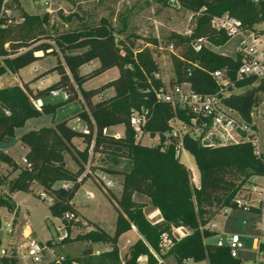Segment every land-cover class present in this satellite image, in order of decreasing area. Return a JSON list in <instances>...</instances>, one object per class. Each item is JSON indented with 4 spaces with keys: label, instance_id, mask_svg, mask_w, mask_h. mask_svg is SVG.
Returning a JSON list of instances; mask_svg holds the SVG:
<instances>
[{
    "label": "trees",
    "instance_id": "16d2710c",
    "mask_svg": "<svg viewBox=\"0 0 264 264\" xmlns=\"http://www.w3.org/2000/svg\"><path fill=\"white\" fill-rule=\"evenodd\" d=\"M157 1L163 6L191 11L196 16L190 35L176 31L169 33V43L178 49L177 54L171 53L173 76L170 83L188 82L192 90L200 94L215 91L216 82L211 75L214 70L227 67L230 75L234 76L239 64L231 56L205 46L199 51L193 49L192 41L201 37L207 38L213 46H222L231 38L224 31L211 26L212 17L228 13L239 19L245 29H252L255 24L264 22V0ZM4 9L20 10V4L18 0L5 4L0 0V57L4 62L0 63V76L7 69L18 72L36 62L40 59L36 55L39 51L60 54L62 57L53 66L59 78L52 84L36 90L27 83L23 87L0 88V143L14 137L16 128L22 127L28 119L53 115L52 125L41 126L21 135V143L28 148L24 167L0 148V167L6 164L11 168L7 174L0 172V185L8 187L6 197H0V206L13 210L11 194L27 192L37 182L51 198L50 213L59 217L66 229L67 236L61 243L73 240L88 242L80 257L65 256L62 263H51L138 264L140 258L145 256L148 264H156L155 254L162 252L159 246L162 233L173 226H184L190 233L175 241L168 251L178 263L183 264L188 259L195 262L208 259L210 264H245L240 258L233 257L227 247L218 246L215 242L205 243V236H211L205 231V226L224 206L230 204L248 177L264 171V163L256 158L248 142L210 147L185 135L183 147L193 155L199 171V186L191 183L190 170L176 152L175 145L179 139L174 138L170 145H164L165 134L171 131L170 119L175 115L184 118L185 115L155 98L153 89L161 86L163 81L156 77L159 68L149 45L155 47L158 41L149 39L147 45L140 48L136 39L118 40L115 29L107 19H102L99 24L61 32L51 39L45 27L48 15L40 18L23 12L22 20L16 21ZM94 60L99 61L97 67L87 73L80 72L82 66ZM113 67L119 71L116 78L99 87H83L85 82ZM108 88L114 89L113 95L94 100L95 96ZM261 88L248 89L244 94L227 99V103L248 117L256 93ZM53 89L67 90L69 99L56 103L46 101ZM38 98L43 100L40 109L32 102ZM79 98L83 104L74 115L86 124L88 132L69 125L68 119L55 120L61 106ZM133 110H148L144 132L151 136L159 134L160 142L143 145L141 140L135 139L130 120ZM119 124L124 125L123 135L105 132L106 128ZM75 138L85 143L83 149L73 142ZM66 154L76 165V170L67 166ZM90 154H99L104 161H108L102 167L104 172L123 178L121 195L107 196L117 213L115 229L111 234L91 221L92 231L71 238V228L80 217L72 200L90 177L85 173ZM123 161H126L124 166ZM16 171L17 175L12 177ZM59 182L70 185H57ZM135 194L150 199L151 204L160 211V222L148 219L144 204L134 200ZM66 214L74 217L67 218ZM134 226L141 237L128 247L123 261L119 257L118 241ZM1 229L0 215V234ZM98 241L109 244L110 250L95 255L93 243ZM47 243L50 244L49 241ZM0 264H19V261L15 254H3ZM258 264H264V248Z\"/></svg>",
    "mask_w": 264,
    "mask_h": 264
},
{
    "label": "rangeland",
    "instance_id": "374dc122",
    "mask_svg": "<svg viewBox=\"0 0 264 264\" xmlns=\"http://www.w3.org/2000/svg\"><path fill=\"white\" fill-rule=\"evenodd\" d=\"M18 2L20 4V10H11L9 16L19 21L22 20L21 15L23 12L40 18L48 15L49 19L45 27L51 39L61 32L99 24L102 19H107L110 22L115 29L116 39L118 40L126 38L136 39L137 46L141 48L147 45L149 39H156L158 45L155 47L153 45L149 46L153 50L159 68L158 73L165 82H169L173 76L171 52L168 48L169 33L171 31L179 33L187 32L192 28L196 19V16L191 11L178 9L170 5L163 6V4L157 0H51V4L48 8L37 4L35 0H18ZM254 27L264 32V22L255 24ZM237 42L238 36H233L226 44L222 46L209 45V48L215 52L232 57L236 53ZM51 43L53 42L51 41ZM36 55L40 57L39 62H34L21 69L23 78L25 80H30L29 83L32 87L44 85L46 79L49 81L56 79L58 74L56 71H53V66L57 64L58 58H62L60 54L54 55L52 52L44 53L43 51H39ZM0 61L2 64L4 63L1 57ZM33 67L37 68L36 72L32 71ZM92 67V64L88 63V65H84L80 68V72L87 73ZM117 75L118 68L113 67L85 82L83 87L87 89L99 87L115 78ZM16 76V72L7 69L0 76V85L2 88L14 87L17 85L23 87L24 79L20 75L19 82ZM186 87L185 85L184 88ZM114 92L113 88H108L105 91L109 96L113 95ZM97 99H99V96L94 97V100ZM45 100L54 103L64 101L61 96L52 97L51 94L46 97ZM82 104L83 101L81 98L64 104L57 110L55 120L68 119L69 125L83 129L86 124L74 115L77 108ZM52 121L53 115L51 114L30 118L22 127L16 128L15 136L10 138L9 142H2L0 145L3 148H9L12 156L20 159L23 150L18 139L19 135L29 129H33L34 126L50 125ZM177 126L178 123L174 121V127ZM123 128V124L114 125L106 128L105 132L116 135L122 133ZM75 141L78 147L82 149L85 147V143L82 139L75 138ZM158 141L159 139L157 136L151 138L150 136L144 135L141 143L143 145H155ZM102 157L103 156L99 154H90L89 161L86 163V170L89 169L92 173L89 174L90 177L81 185L73 198L75 207L88 219L85 221V218H78L75 221V225L70 231V235L74 238L92 231L94 228L91 221L100 225L107 232L111 234L114 233L117 213L107 196H112V194L116 196L121 195V178L120 176L110 174V178L114 185L111 190L103 189L98 183L97 178L104 172L102 167H105L108 161H104L105 159H102ZM180 161L190 170L191 183L194 186L198 184L199 173L195 159L184 147H182L180 151ZM69 165L74 169L76 168V165L71 159H69ZM122 165H126V161H123ZM193 174L197 175L198 180H196ZM27 192L28 193L21 194L24 195L21 198L22 212L19 217V221L22 222V228H25L26 225L30 226L32 229L30 234L38 241L47 242L49 240L50 246L56 250L58 255L63 254L67 257H80L86 242L82 240H73L62 246L61 237L66 229L61 219L52 216L50 213L49 205L51 204V198L45 194L42 186L36 182L33 184L32 189ZM88 193H92L93 196L91 198L88 197ZM134 200L144 204L143 209L147 215L155 209L150 199L143 195L136 194ZM0 211L2 213L0 250L5 247L10 251L13 247L26 263L52 264L49 262L50 257L48 255H45L43 261L40 263L33 262V260L25 255L27 253L25 234L19 230L17 231L16 228L13 229V232L7 231L5 227L8 226L7 224L11 221L13 214L4 207H1ZM244 220H248V224L245 225ZM252 220L253 217L250 214L240 210H231L228 214L220 211L211 221L217 225L216 232L205 229L211 236H205L204 242H217L220 238L226 239L228 235L231 236L234 232L244 235L243 241L246 249L240 252V257L244 259L247 264H253L255 254L251 249L253 247V236L256 234V230L249 226V222L251 223ZM171 229L167 232H171ZM128 239L131 243L127 242ZM134 242L133 233H124L120 236L118 241L119 257L123 261L126 259L128 247ZM110 247L109 244L99 241L93 243L95 255L109 251ZM168 251L162 250L160 254H155L156 264H180ZM258 260H260V256ZM138 264L148 263L146 261L140 262L139 260ZM183 264L210 263L208 259L201 262L188 259L185 260Z\"/></svg>",
    "mask_w": 264,
    "mask_h": 264
},
{
    "label": "built area",
    "instance_id": "2783aa9c",
    "mask_svg": "<svg viewBox=\"0 0 264 264\" xmlns=\"http://www.w3.org/2000/svg\"><path fill=\"white\" fill-rule=\"evenodd\" d=\"M7 1L10 0H3V4ZM35 1L46 8L51 4V0ZM4 11L9 15L11 9H4ZM211 26L218 31H224L230 37L238 36L236 53L232 56L238 61V67L235 69L234 76L230 75L227 67L214 70L211 75L216 82V89L208 94L194 92L188 82L171 84L170 81L162 80L163 84L153 89L158 102L168 103L185 115L184 118L175 115L170 119L171 131L165 134L164 145H170L174 138L179 139L175 146L176 152L180 154L183 147V136L185 135L191 136L201 144L210 147L248 142L252 145L256 158L264 163V32L255 27L245 29L239 19L230 16L228 13L213 16ZM182 34L190 35L191 29ZM209 45L212 44L205 37L192 41V47L196 51H199L203 46L209 48ZM168 48L171 53H178V49L173 43H169ZM32 71L36 72L37 68L33 67ZM190 73L191 71H189ZM156 77L161 78L159 73H156ZM185 85L186 88H184ZM259 86L262 88L256 93L248 117L227 103V99L244 94L248 89H255ZM0 88H2L1 85ZM50 94L52 97L61 96L63 100L70 97L65 89H53ZM98 96L101 99L107 95L101 93ZM32 102L38 109L43 104L41 98L34 99ZM147 113L148 110H133L131 113V126L136 140H142L144 135L153 138L149 133L144 132V125L148 119ZM174 121L178 123L177 127H174ZM83 130L88 132L87 127ZM154 136H157L158 142H160L159 134ZM85 173L91 174L92 172L88 169ZM82 177L83 175L79 180ZM97 181L103 189H110L114 185L110 174L106 172H102ZM69 185L70 183H65L63 186ZM195 186L199 185L195 184ZM92 196L91 193H88V197L91 198ZM231 210H240L253 217L249 226L256 230V234L253 236L251 251L255 254L253 264H258L259 256H261L264 248V171L248 177L230 204L224 206L220 211L228 214ZM66 217L73 218L74 216L66 214ZM244 224H248V220H244ZM7 227L5 229L12 232L11 225L9 224ZM205 228L216 232L217 225L210 221ZM189 233V229L184 226H173L171 232L162 233L159 246L162 250L168 251L173 247L175 241ZM66 236L67 233L64 232L61 240ZM243 237L245 236L234 232L231 236L228 235L226 239L220 238L216 244L227 247L233 257L240 258L247 264L240 257V252L246 249ZM26 247L27 256L35 263L42 262L45 255L50 257L49 262L62 263L65 259V255H58L50 244L38 241L32 236L28 237ZM1 252L5 254L4 250Z\"/></svg>",
    "mask_w": 264,
    "mask_h": 264
},
{
    "label": "crops",
    "instance_id": "0c3cea01",
    "mask_svg": "<svg viewBox=\"0 0 264 264\" xmlns=\"http://www.w3.org/2000/svg\"><path fill=\"white\" fill-rule=\"evenodd\" d=\"M36 62H39V60H37ZM91 64H92V69L93 68H95V67H97L98 65H99V61L98 60H94V61H91L90 62ZM86 65H88V64H86ZM118 74H119V71H118ZM16 78H18V81L20 82V78H19V76L21 75L22 76V74H21V70H19L18 72H16ZM118 76V75H117ZM116 76V77H117ZM115 77V78H116ZM22 78H23V76H22ZM58 78H59V75L57 76V78L56 79H54V80H51V81H49V80H47L46 79V82L44 83V85H42V86H38V87H36V86H34V87H36L35 89H33L34 87H32V85H30V80H25L24 78V80H23V84H25V83H27L28 84V86L31 88V89H33V90H36V89H41V88H44V87H46V86H48V85H50V84H52L53 82H55V81H57L58 80ZM114 79V78H113ZM112 80V79H111ZM110 81V80H109ZM85 89H87V88H85ZM105 93V92H104ZM106 94V93H105ZM107 95V94H106ZM107 96H109V95H107ZM53 124V121H52V123L50 124V125H52ZM50 125H41V126H50ZM41 126H34V128L33 129H37V128H39V127H41ZM74 128H76L75 126H73ZM86 127V125L83 127V129ZM123 127H124V125H123ZM77 129H80L79 127H77ZM82 129V130H83ZM29 130H32V129H29ZM28 130V131H29ZM15 132H16V130H15ZM27 132V131H26ZM25 133V132H24ZM124 134V128H123V131H122V133H118V134H116V135H119V136H121V135H123ZM22 135V134H21ZM21 135H19V137H18V139H19V141H20V137H21ZM10 140V139H9ZM9 140H7V141H5V142H9ZM73 142L76 144V141H75V139H73ZM20 143H21V141H20ZM1 144V143H0ZM21 145H22V150H23V154H22V156H21V158L20 159H18V158H14L13 156H12V154H11V152H10V150H9V148H3V147H1V145H0V148L2 149V150H4L5 152H8V154H10L16 161H17V163L20 165V166H22V167H24L25 166V155H26V153H27V150H28V148L25 146V145H23L22 143H21ZM77 145V144H76ZM78 147V146H77ZM80 149H82L81 147H79ZM69 159H71L70 158V156L68 155V154H66L65 155V160H66V163H67V166L70 168V169H72V170H76V168L74 169L73 167H71L70 165H69ZM72 160V159H71ZM74 163V162H73ZM11 170V168H10V166H8V165H6V164H2L1 165V167H0V172L2 173V174H7L9 171ZM17 173H18V171H16V172H13V174H12V177H15L16 175H17ZM198 173H199V171H198ZM195 177H196V180H198L199 179V177H198V179H197V175H195V174H193ZM120 178H121V180H120V183H121V189H122V180H123V178H122V176H120ZM34 183H36V182H34ZM33 183V184H34ZM33 184L31 185V187H30V189H32V186H33ZM57 185H65V183H63V182H59V183H57ZM198 185H199V183H198ZM198 187V186H197ZM43 188V187H42ZM110 190H111V188H110ZM24 193H28V192H22V191H16V192H14V193H12L11 194V203L14 205V209H13V211L12 210H10V209H8L7 207H4V206H0V208L1 207H4V208H7L9 211H11L12 212V214H13V216H12V218H11V221H9L8 222V224L7 225H11V229H12V232H13V229H17V231L19 230V231H21L22 233H24L25 235V238H26V246H27V241H28V237L29 236H32V234H30L31 232H32V229L30 228V226H28V225H26L25 226V228H22V222L21 221H19V217H20V215H21V198H22V196H24V195H21V194H24ZM8 194V187L6 186V185H0V197H6V195ZM92 194V193H91ZM117 197H119V196H117ZM135 197H136V194L134 195V199H135ZM72 203H73V200H72ZM73 205L75 206V204L73 203ZM76 208V207H75ZM77 209V208H76ZM78 210V209H77ZM79 211V210H78ZM80 212V219H82V218H85V216H84V214H82V212L81 211H79ZM0 215H1V217H2V213H1V211H0ZM147 217H148V219L150 220V221H152V222H160L161 220H162V217H161V214H160V211L158 210V209H154L153 211H151L148 215H147ZM86 220H88L87 218H85V221ZM93 222V221H92ZM125 233H133V235H134V241H136L137 239H139L140 237H141V234L139 233V231H138V229L134 226V227H132V229L131 230H129V231H127V232H125ZM33 237V236H32ZM70 237L71 238H74L73 236H71L70 235ZM49 241V240H48ZM86 242V241H85ZM127 242L129 243H131V241L128 239L127 240ZM214 243V242H213ZM216 243V242H215ZM63 244H65V243H62V246H63ZM88 244V242H86V245ZM86 245H85V247H86ZM2 250H4L5 251V255H11V254H15L16 256H17V258H18V261H19V264H29V263H26V262H24L25 260L23 259V258H21L18 254H17V252L14 250V248L12 247L11 248V250L9 251L7 248H2L1 250H0V257L3 255L2 254ZM95 252V251H94ZM25 255H27V253L25 254ZM28 257V256H27ZM144 261H146L147 262V258L145 257V256H142L141 258H140V262H144Z\"/></svg>",
    "mask_w": 264,
    "mask_h": 264
}]
</instances>
